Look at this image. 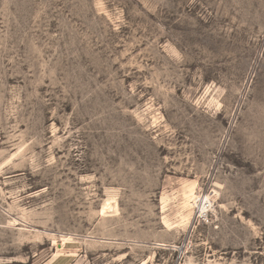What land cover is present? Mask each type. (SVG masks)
Returning <instances> with one entry per match:
<instances>
[{
  "label": "rangeland",
  "instance_id": "1",
  "mask_svg": "<svg viewBox=\"0 0 264 264\" xmlns=\"http://www.w3.org/2000/svg\"><path fill=\"white\" fill-rule=\"evenodd\" d=\"M61 258L264 264V0H0V264Z\"/></svg>",
  "mask_w": 264,
  "mask_h": 264
},
{
  "label": "bare ground",
  "instance_id": "2",
  "mask_svg": "<svg viewBox=\"0 0 264 264\" xmlns=\"http://www.w3.org/2000/svg\"><path fill=\"white\" fill-rule=\"evenodd\" d=\"M192 197H193L194 200L198 199V196L196 194H192ZM210 200H211L210 195H206V197H203L201 199V205H202V203H208Z\"/></svg>",
  "mask_w": 264,
  "mask_h": 264
},
{
  "label": "crops",
  "instance_id": "3",
  "mask_svg": "<svg viewBox=\"0 0 264 264\" xmlns=\"http://www.w3.org/2000/svg\"><path fill=\"white\" fill-rule=\"evenodd\" d=\"M68 262H69V259L61 258L59 261H57L54 264H68Z\"/></svg>",
  "mask_w": 264,
  "mask_h": 264
}]
</instances>
